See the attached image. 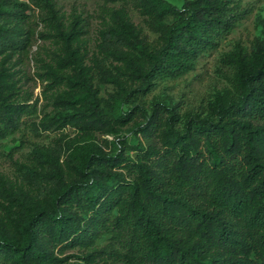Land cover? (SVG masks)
<instances>
[{"label": "trees", "instance_id": "16d2710c", "mask_svg": "<svg viewBox=\"0 0 264 264\" xmlns=\"http://www.w3.org/2000/svg\"><path fill=\"white\" fill-rule=\"evenodd\" d=\"M134 1L153 18L159 40L148 41L125 9L113 10L101 36L115 43L107 47L117 62L106 74L86 64L79 15L65 24L57 0H0V139L26 112L19 78L5 63L13 54L28 59L35 34L28 12L37 9L62 43L51 62L33 58L46 103L65 111L46 128L116 134L140 117L133 124L148 140L130 145L117 136L114 154L93 141L76 144L64 166L47 155L41 177L52 181L53 202L0 180V264H69L62 255L74 248L102 264H264V17L249 50L236 43L222 58L237 69L231 87L215 96L209 114L182 122L174 106L156 101L147 111L136 97L154 77L192 68L242 12L231 0ZM166 17L174 20L164 24ZM99 82L112 84L108 100Z\"/></svg>", "mask_w": 264, "mask_h": 264}, {"label": "rangeland", "instance_id": "374dc122", "mask_svg": "<svg viewBox=\"0 0 264 264\" xmlns=\"http://www.w3.org/2000/svg\"><path fill=\"white\" fill-rule=\"evenodd\" d=\"M168 1L181 6L184 0ZM230 5L238 6L242 15L229 34L222 38L215 48L203 51L189 70L177 75L154 77L152 85L136 97V103L147 111L156 101L174 106L182 122L188 114L204 116L210 113L215 96L225 94L231 87V80L237 70L235 66L222 61V58L234 49L236 43L249 50L260 37L258 18L264 17V0H231ZM56 7L59 14L63 15L65 24L70 23L71 15H79L83 19L85 33L81 36L80 45L86 55L85 61L86 64L95 66L101 73L113 72L112 65L117 62L110 53L111 49L107 47L110 45V48H113L115 43L113 40L102 43L101 36V32L114 23L111 19L113 10L125 9L131 21L142 28L148 41L154 44L159 40V32L156 30L153 18L142 14L134 0H57ZM28 13L30 24L35 28L28 59L13 54L5 63V66L10 71H14L19 78L18 83L21 87L19 100L26 102L27 107L26 112L20 117L18 128L0 139V180L5 186L9 184L14 187L31 188V191L43 201L53 202L50 191L52 181L45 182L41 177L43 172L41 170L47 168L44 159L47 155H59L60 162L64 166L72 146L76 144L93 141L107 153L114 154L116 151L114 140L117 136L121 138L126 136L130 145L138 141L146 145L148 140L136 132L133 124L139 121L140 117L130 121L116 134L76 128L71 125L46 128L57 112L65 111L54 108L51 103H46L42 96V84L34 75L36 63L33 58L43 64L51 62L54 54L60 52L62 43L54 38L52 24L44 26L39 22L37 9ZM173 20V17H166L162 23L169 24ZM37 22L38 25H35ZM39 31L45 33L43 38L38 37ZM1 59L0 55V61ZM98 84L99 96L102 100H108L113 93L112 84L101 82ZM53 96L51 93L52 98ZM106 105L107 103L102 101L104 111L108 110ZM153 139L156 140L155 137ZM126 153L134 157L136 151L127 149ZM107 240V235L103 236L96 242L97 247L104 245ZM84 254V251L74 248L66 249L62 256H68L69 264H102V261L97 259L85 261L82 258Z\"/></svg>", "mask_w": 264, "mask_h": 264}]
</instances>
